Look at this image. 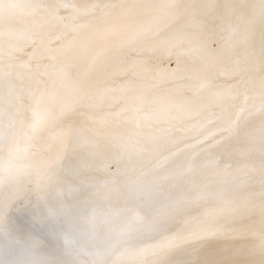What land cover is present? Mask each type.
Wrapping results in <instances>:
<instances>
[{"label":"bare ground","instance_id":"obj_1","mask_svg":"<svg viewBox=\"0 0 264 264\" xmlns=\"http://www.w3.org/2000/svg\"><path fill=\"white\" fill-rule=\"evenodd\" d=\"M73 2L78 6L98 2L133 7L126 15L117 7L109 18H115L121 30L111 38L115 51L105 65L91 66L92 56L104 43L93 37L99 11L76 21L86 25L79 37L85 51L61 55L54 61L38 47L40 41L31 42L35 40L34 26L42 22L38 15L0 14V39L5 48L2 64L5 73H12L10 78L5 74L0 79V199L11 234L0 236V261L27 264L30 259L44 258L49 264H79L92 259L90 264H140L152 259L138 255L140 249L177 229L195 226V222L185 225L186 218L198 215L205 207L227 206L237 211L219 220L221 227L216 235L174 251L166 264H264V247L245 228L259 218L264 201V108L258 88L247 100L252 115L246 112L247 119H242L232 134L221 131L244 101L248 77L258 68L264 48V24L259 13L251 11L256 0H176L180 14H160L155 35H136V30L158 15L160 5L171 0ZM58 15L67 16L68 12L61 8ZM59 29L56 19L50 18L45 25V32L55 34ZM176 40L180 41L178 47L169 53L165 42ZM10 44L14 46L11 58ZM58 44L56 41L50 47ZM30 53L34 54L30 57ZM45 65L51 67L45 69ZM225 67L233 71L224 74ZM196 76H209L214 85L239 89L240 94L226 101L222 114L214 101L209 102L217 106L200 115L186 114L176 105L197 100L191 87ZM37 79L46 92L51 115H63L56 128L49 127L28 139L27 105ZM129 87L132 91L125 90ZM9 88L14 89L11 104ZM138 95L144 99L142 113L151 118L139 128L127 118L130 113L112 115L126 105H136ZM202 96L208 98L206 93ZM61 129L65 130L63 135H53ZM105 144L109 145L107 149ZM74 152L80 156L105 152L117 159L126 158L129 169L142 163L150 174L137 177L129 173L131 169L128 179L120 176L122 181L112 183L105 175L101 178L89 173L82 179L72 177L67 192L62 169ZM125 180L139 187H124ZM93 183L96 186L91 187ZM129 188L133 189L131 193ZM197 193L204 197L198 206L161 215ZM44 206H49V217L40 211ZM61 207H66L63 218L76 216L66 219L67 226L80 222L73 237L58 241V236L56 242L53 235L60 233L42 228L45 219L54 224L56 216L51 217L50 210ZM18 208L36 215L29 234L24 230L27 220L13 217L18 215ZM32 243L36 245L35 256L25 251Z\"/></svg>","mask_w":264,"mask_h":264},{"label":"snow or ice","instance_id":"obj_2","mask_svg":"<svg viewBox=\"0 0 264 264\" xmlns=\"http://www.w3.org/2000/svg\"><path fill=\"white\" fill-rule=\"evenodd\" d=\"M258 5V7H257ZM117 7L123 9V14L126 15L133 11L132 6L125 7L124 5H109L101 4L98 2H92L78 6L73 0H0V14L4 12L8 13H24L30 16L38 15L40 18V23H37L34 26V31L32 36L36 40L40 41L38 47L42 48L44 53L48 55L50 60H55L58 56L67 55L68 53L81 54L85 51V46L79 42L80 30L86 25L78 24L76 21L81 16H86L90 14H95L97 11L101 13L96 19L99 21L98 25L95 27L93 32V37L97 41H103V46L92 56V67L97 65H105L107 61L112 59L115 48L111 41V38L116 35L120 30V25L116 22V19L109 18L113 16V11ZM63 8L67 10V16H59L58 13L60 9ZM158 15H154L148 19L144 24L138 26L136 30V35L141 34H157L159 32L158 19L159 15H167L176 17L180 14V9L176 3V0H171L170 3H165L159 6L156 10ZM253 14L256 12L259 13L261 18V23L264 24V0H256L251 8ZM56 19L60 25L58 32L53 34V32H45V25L48 23L49 19ZM70 34L71 37H70ZM3 36V33H0V37ZM70 37V38H69ZM56 41H59L57 47L52 48L50 45ZM168 44V51L171 53V49L178 47L180 41L176 40L175 42H165ZM13 45L8 46V56L11 58ZM22 51V49H17ZM5 54V48L3 40L0 39V79L3 78L5 74L11 77V71L5 73L4 67L2 64L3 57ZM34 53H30L31 57ZM180 53H177L179 55ZM179 68V61H177ZM11 66H9L10 68ZM45 69L51 67V65L43 66ZM39 68V66H38ZM144 71H149L145 68ZM233 69L225 67L222 69L224 74H228ZM44 74V73H40ZM194 83L192 88L197 97L195 102H185L177 104L182 112L190 115H200L204 110L210 109L214 106H217L215 103H210L209 101L218 102V105L221 109V114L226 110L225 103L228 100L234 99L238 94H240L239 89L233 88H220L212 82V78L209 76H196L193 77ZM249 86L244 89V101L241 106L237 108L234 113L235 118L226 121V125L221 131L229 132L232 134L240 126L242 119H247V116H251L252 113L247 109V100L249 93L254 89L258 88L259 95L262 100V108H264V48L261 49L259 66L253 71V73L248 77ZM37 87L30 91L29 96L31 103L27 105V110L30 113L29 122L27 123V132L26 136L28 139H33L38 134L42 133L49 127L56 128L57 122L61 119V116H52L49 112V109L46 106V92L39 87L40 81H36ZM126 91H132L131 87L125 89ZM207 94V99L203 98L202 94ZM14 95V89L9 88V103L11 104V99ZM85 94V99H87ZM15 99L19 100L20 96L15 95ZM136 105H126L121 112L113 113L114 116H120L124 113H130L127 117L128 119L135 122L136 126L139 128L142 125V122L146 123L151 118L147 114L142 113V105L144 103L143 96H135ZM247 112V116L245 113ZM212 115V113H210ZM87 119V117H85ZM13 123V121H10ZM262 140H264V127H262ZM65 130L61 129L58 132H54L53 135H63ZM106 149L109 147L108 144L104 146ZM126 150V149H125ZM98 163L102 165H107V159H100ZM191 166V162L189 164ZM2 170V169H0ZM3 183L2 177H0V184ZM133 191L132 188H129V193ZM262 197H264V184H262ZM204 197L202 194L197 193L189 199L181 200L176 202V204L168 210L166 213L161 215H171L174 212H178L184 208H190L193 206H198L200 200ZM236 209L221 206L218 208H207L205 207L198 215L186 218L184 223L185 225H190L195 222V226L186 227L182 229H177L172 232L170 235H165L162 239L153 245L148 246L147 248L140 249L138 255L140 256H150L152 259L150 261H141L140 264H166L167 259L170 255L176 250H182L183 248L193 247L196 242L202 241L207 237L216 235L220 231L219 220L230 217L236 213ZM154 223L158 224V220H154ZM162 230L167 232L168 229L163 225H160ZM246 231H248L251 237L255 240H258L262 247H264V201H262L259 211V218L252 220L247 226H245ZM10 230L5 219V210L2 199H0V236L10 237ZM16 244H21V241L15 238H12ZM25 251L29 256L36 255V245L35 243L29 244L25 247ZM0 264H4L3 261H0ZM27 264H49V262L44 258H35L27 261Z\"/></svg>","mask_w":264,"mask_h":264},{"label":"rangeland","instance_id":"obj_3","mask_svg":"<svg viewBox=\"0 0 264 264\" xmlns=\"http://www.w3.org/2000/svg\"><path fill=\"white\" fill-rule=\"evenodd\" d=\"M103 135L106 136L107 133H104ZM104 153L102 154L101 152L100 153L91 152V153H88L87 155H83V156H80V153H78V152L72 153L71 156H69L66 159V161L64 163V166H63V169H62V175L64 177V179L62 180L64 191L68 192L70 190L71 186L69 184H70V181H71L72 177H74L75 179H82L84 177V175L89 174V173H92V174L96 175L97 177H101V178H103L102 176L105 175L104 178H107L111 182L114 181L112 183H117L116 181H122V179L124 180L125 178L128 179L130 174H132L134 176H137V177L138 176H142V175H149L150 174L149 171L147 172L145 169H143L144 165L142 163H139V165L138 164L133 165L134 167L132 166V168L129 169L128 166L130 167V164H129V160L128 159H126V158L124 160H123V158H118L117 159V158L111 157L110 154H107V153L104 154ZM100 159H107V160L109 159L108 160V164L105 166V165H102V164L98 163V161ZM111 160L112 161L114 160V162H111ZM120 161H121V163H120ZM120 166L123 167V168H120ZM116 169H117V171H116ZM124 169L125 170L127 169V170L125 171ZM131 169H132V171H131ZM128 171H131V172H129L130 174L127 173ZM120 172H123L124 174H122ZM116 173H117V175H115ZM120 176L122 177V179H121ZM115 178H117V179H115ZM131 183L132 182H127V180H125L123 185H124V187H130L131 186L132 188H135V187L138 186V184H135V183L131 184ZM86 186H89V185H86ZM90 186L94 187V186H96V183L90 184ZM65 208L64 207L57 208V209L54 210V212H53V210H50L51 217L54 218L56 216V219H54L55 220L54 224H52L50 222L47 223L49 221L48 219L44 220L45 227H43L42 230H46L47 232L51 231V233H53V234H56L57 231H58L57 234H59V233L61 234V235L60 234L59 235L56 234L57 236L53 235L54 237L52 236L53 237L52 239L53 240L55 239L56 242H57L58 239L59 240H66L68 237H70V235H72L71 237H73L75 235V233L78 232V229H76V225L80 221H77L76 223H74L75 226L71 225L69 227V226L66 225V223H65L66 219L70 218V219L74 220V218L76 216L75 217L71 216L69 218L66 217V219L63 218L62 215H63V212H64ZM18 209L15 210L16 214H18V215H14L13 217L16 220H18V221H24L26 219L27 221H26V223H24V225L27 226V227H24L25 232H27V230L28 231L32 230L33 228L31 229V226L33 225V222H34L32 219L36 218V215L34 213H29L27 211V209H20V208H18ZM47 209H49V206H48V208H47V206H44V208H42V210H40V211L43 214H45V212H46V214H48V217H49V211ZM25 212H26V214L28 213V217L25 216V214H24ZM33 214H34V217H33ZM30 217H32V218H30ZM58 219H61V221H59ZM30 220H32V224L31 225L27 224V222L30 221ZM61 223H62L63 227H62ZM50 224H52V230H51V227H49ZM68 227H69L70 230L68 229ZM25 228H27V229H25ZM59 230H60V232H59ZM58 236H59V238H57ZM56 238H57V240H56ZM91 261H92V259H89V260H86V261H79L80 262L79 264H90Z\"/></svg>","mask_w":264,"mask_h":264}]
</instances>
